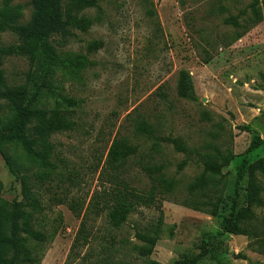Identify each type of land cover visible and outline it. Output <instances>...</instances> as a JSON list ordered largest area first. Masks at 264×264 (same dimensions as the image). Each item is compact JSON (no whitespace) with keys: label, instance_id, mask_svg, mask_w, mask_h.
Returning <instances> with one entry per match:
<instances>
[{"label":"rangeland","instance_id":"374dc122","mask_svg":"<svg viewBox=\"0 0 264 264\" xmlns=\"http://www.w3.org/2000/svg\"><path fill=\"white\" fill-rule=\"evenodd\" d=\"M250 2L99 0L85 10L64 3L69 35L47 40L51 60L44 54L0 58L6 87L25 88L29 95L39 88L37 108L49 116L68 113L73 122L70 131L52 137L48 170L7 146L39 204L38 211L27 210L34 230L45 237L43 243L28 241L35 264H174L196 255L207 235L224 230L197 264H264V255L248 247L246 179L239 184L234 218L229 214L242 159L264 157V145L245 154L264 129V15L236 42L234 29L223 25ZM9 11H18L19 24H27L31 0H0V15L10 17ZM17 44L10 31L0 33V48ZM204 49L208 64L202 62ZM183 72L196 101L180 96ZM8 113L4 104L0 118ZM143 123L151 136L138 128ZM167 139L177 140L184 152ZM116 140L135 153L122 167L110 168L107 156ZM215 150L236 158L215 187L190 195L203 160ZM162 177L170 190L159 185ZM0 182V199L23 201L21 185L1 156ZM125 192L142 196L143 204L127 194L132 211L115 229L107 214ZM137 235L157 243L149 249Z\"/></svg>","mask_w":264,"mask_h":264},{"label":"trees","instance_id":"16d2710c","mask_svg":"<svg viewBox=\"0 0 264 264\" xmlns=\"http://www.w3.org/2000/svg\"><path fill=\"white\" fill-rule=\"evenodd\" d=\"M99 0H31L32 17L27 24H19L17 18L20 17L18 11H9L10 17L0 15V33L5 30L10 31L17 38V45L0 48L1 57H27L36 59L40 54H44L48 59H52L51 50L46 46L47 40L52 36L62 38L69 35L70 17L64 18L62 5L68 3L80 10L93 9ZM182 0H180L181 2ZM264 6L259 0H251L247 8L236 17H228L223 20V25L234 29L235 38L233 42L239 41L254 26L262 22ZM89 22H85L88 25ZM249 27V29H248ZM206 50V51H205ZM203 64H208L211 60L207 49H204ZM182 87L180 96L190 101H196L192 82L187 73L181 74ZM29 95L25 88L10 89L6 87L3 72L0 70V111L6 104L9 113L0 118V156L3 159L9 174L20 183L23 196L22 202L12 201L8 203L0 199V264H35L36 261L28 247V241L43 243L45 237L34 230L32 213L39 210V204L34 198L32 188L29 184V177L19 174L17 159L14 161L7 152V146L18 147L26 160L33 166L48 170L52 168L49 162L53 154L51 139L55 135L70 131L73 122L68 113L56 110L50 116L43 110L37 108L39 101V91ZM71 105V102H66ZM140 131L151 136L152 131L146 124L138 127ZM244 127V131H248ZM177 151L184 152L183 146L173 139H167ZM264 145V129L262 135H254L245 154H252ZM135 153V149L122 141H114L109 153L107 163L110 168H120L126 160ZM216 155L203 160V171L188 188L190 195L195 194L208 187H215L218 178H222V170L229 167L236 158L232 154L222 155L215 150ZM117 166V167H116ZM234 184V199L230 206V217L234 218L238 207L239 184L246 179V209L247 228L246 237L249 239V248L264 255V157L252 163L242 159L236 173ZM168 182L164 177L159 181V185L168 190ZM3 186L0 182V194ZM170 190V189H169ZM125 192L118 197L110 207L107 219L109 224L119 229L127 220L133 208V202L143 200L142 196L135 193L130 194L131 202ZM207 205L210 206L208 203ZM218 203L212 205L211 214L215 215L218 210ZM195 210L199 207L193 205ZM31 210V212L27 211ZM258 212V213H257ZM227 231V230H226ZM224 231L216 235H207L202 240L196 255L184 256L174 264H197L201 259L213 252V245L218 239L224 236ZM138 239L144 242L149 249H152L157 238L137 235ZM150 252V250L148 251Z\"/></svg>","mask_w":264,"mask_h":264}]
</instances>
